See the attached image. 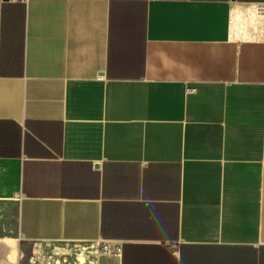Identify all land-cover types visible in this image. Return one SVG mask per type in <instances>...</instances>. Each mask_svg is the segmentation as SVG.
Wrapping results in <instances>:
<instances>
[{"label": "crops", "instance_id": "crops-1", "mask_svg": "<svg viewBox=\"0 0 264 264\" xmlns=\"http://www.w3.org/2000/svg\"><path fill=\"white\" fill-rule=\"evenodd\" d=\"M57 260L264 264V0H0V264Z\"/></svg>", "mask_w": 264, "mask_h": 264}, {"label": "rangeland", "instance_id": "rangeland-1", "mask_svg": "<svg viewBox=\"0 0 264 264\" xmlns=\"http://www.w3.org/2000/svg\"><path fill=\"white\" fill-rule=\"evenodd\" d=\"M14 232L16 233V225L14 226ZM51 247L52 243H43L41 241H22L21 254L24 258H32L35 256L37 259L39 258L41 260H48L50 257L49 254L52 252ZM36 250L39 251L37 253L35 252L36 254H34V251Z\"/></svg>", "mask_w": 264, "mask_h": 264}, {"label": "built area", "instance_id": "built-area-1", "mask_svg": "<svg viewBox=\"0 0 264 264\" xmlns=\"http://www.w3.org/2000/svg\"><path fill=\"white\" fill-rule=\"evenodd\" d=\"M99 249H100L102 252H105V253L113 252V251H116V252H117V251H119V246H114V247H113L112 244H111L110 242H108V241H104V242L100 243V245H99ZM34 254H36L35 251H34ZM56 263L59 264L60 261L57 260Z\"/></svg>", "mask_w": 264, "mask_h": 264}, {"label": "bare ground", "instance_id": "bare-ground-1", "mask_svg": "<svg viewBox=\"0 0 264 264\" xmlns=\"http://www.w3.org/2000/svg\"><path fill=\"white\" fill-rule=\"evenodd\" d=\"M9 240V239H8ZM15 240V239H14ZM40 250V249H39ZM39 250H36L35 252L37 253ZM13 253V252H12ZM55 253L56 254H58V255H60V254H66V253H69V251H68V249H64V248H62V247H56L55 248ZM81 254V253H80ZM12 257V256H11ZM79 259L81 260V262L82 261H84V259H85V256H84V254H82V255H80L79 256ZM13 260V259H12Z\"/></svg>", "mask_w": 264, "mask_h": 264}]
</instances>
